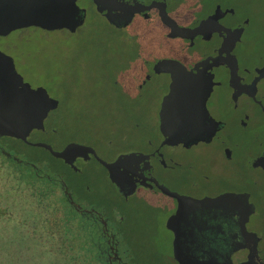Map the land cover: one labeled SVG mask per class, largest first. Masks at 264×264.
I'll return each mask as SVG.
<instances>
[{
  "label": "flooded vegetation",
  "instance_id": "flooded-vegetation-1",
  "mask_svg": "<svg viewBox=\"0 0 264 264\" xmlns=\"http://www.w3.org/2000/svg\"><path fill=\"white\" fill-rule=\"evenodd\" d=\"M74 1L83 9V21L87 8ZM88 2L120 33L121 42L134 45L126 55L119 51L130 59L122 82L119 68L111 67L108 39L105 46L107 80L111 85L128 80L126 92L116 94L125 99L133 94L134 100L107 129L121 144L105 139L108 157L92 143H80L105 161L129 152L139 157L119 166L125 180L121 191L90 152L74 157V170L95 161L126 202L138 188L163 197L167 205L158 209L165 211L170 243L172 216L180 245L197 258L264 264V0H104L101 12ZM81 23L72 31L60 28L74 32ZM142 35L148 44L140 45ZM146 95L150 112L144 108ZM168 105L172 120L166 137L160 115ZM104 111L118 112L109 102ZM148 115L153 124L145 122ZM39 130L52 137L44 121Z\"/></svg>",
  "mask_w": 264,
  "mask_h": 264
},
{
  "label": "rangeland",
  "instance_id": "rangeland-1",
  "mask_svg": "<svg viewBox=\"0 0 264 264\" xmlns=\"http://www.w3.org/2000/svg\"><path fill=\"white\" fill-rule=\"evenodd\" d=\"M78 3L87 10L84 20L74 32L39 25L20 26L0 34V49L12 57L15 69L24 80L31 86H43L48 95L58 101L55 110L50 111L43 121L52 122L54 117L61 120V126L58 121L52 123L56 128L60 126L59 135L48 137L47 133L31 128L27 138L32 141L45 140L54 148L59 147L61 140L89 142L99 155L108 157L110 150L106 148L104 140L112 137L115 146L121 144L114 139V135H108L107 129L120 118L124 109L129 108L134 96L124 95L127 99H122L116 94L117 91L120 94L126 92L128 80L124 79V84L113 85L107 80L106 39L114 50L111 67L119 68L120 82L129 71L126 61L130 59L122 58L119 51H125L123 54L126 55L134 45L121 42L120 33L91 9L88 0H78ZM142 27L146 29L147 25ZM146 36L142 35L143 43L140 45L148 44ZM105 102L113 105L118 112L104 111ZM148 104L150 101L146 95L144 108L150 112ZM144 120L153 124L151 115L145 116ZM136 135L133 132L135 141ZM82 170L75 179L81 183V187L89 190L87 196L105 198L108 203L104 204L114 205L112 215L101 213L102 210L94 203L83 206L90 209L85 210L88 213L96 214L91 221L101 218L99 226L86 227L90 229L87 239L92 257L101 254L110 264H126L129 258L142 253L151 255L150 259L160 260V264H176L171 253L170 232L165 226V211L158 209V204L167 205L164 198L138 188L135 196L126 202L114 191L102 167L95 161L88 159L82 163ZM24 201L23 197L18 198L11 208L15 213L8 219L0 218V260L25 259L31 262L33 258L44 255L46 260L53 261L55 254H43L45 250L40 247L41 244L30 243L35 240V230L41 223H35L31 206L23 205ZM59 205V200L54 201L49 209L55 210ZM76 219H79L78 214Z\"/></svg>",
  "mask_w": 264,
  "mask_h": 264
},
{
  "label": "trees",
  "instance_id": "trees-1",
  "mask_svg": "<svg viewBox=\"0 0 264 264\" xmlns=\"http://www.w3.org/2000/svg\"><path fill=\"white\" fill-rule=\"evenodd\" d=\"M56 121L61 126V120L57 117L47 123V130L54 137L60 133V126L56 128L52 124ZM82 171V167L74 170L42 146L0 134V218L8 219L13 215L15 212L11 208L16 205L18 198L23 197V205L31 206L35 223H41L35 230V240L30 243L41 244L40 247L45 250L43 254H55L56 257L48 261L42 255L31 262L25 259H2L0 264H36L37 261L39 264H110L101 254L92 257L87 239L90 229L86 227L99 226L101 218L91 221L96 214L88 213L85 210L90 209L84 207L94 203L102 210L101 213L112 215L114 205L104 204L108 203L105 198L87 196L89 190L81 187V183L75 179ZM58 200L59 207L51 211L50 205ZM76 214L79 219H76ZM92 223L95 225L92 226ZM137 255L133 259L129 258L126 264L161 263L160 260L150 259L151 255Z\"/></svg>",
  "mask_w": 264,
  "mask_h": 264
},
{
  "label": "water",
  "instance_id": "water-1",
  "mask_svg": "<svg viewBox=\"0 0 264 264\" xmlns=\"http://www.w3.org/2000/svg\"><path fill=\"white\" fill-rule=\"evenodd\" d=\"M98 11H102L104 0H93ZM79 10L82 11L79 13ZM83 9L79 8L74 0H0V34L10 29L25 26L39 25L45 28L66 27L72 31L81 23ZM183 30V27H177ZM165 102V99L162 103ZM57 100L48 95L41 85L30 86L22 79L14 67L11 57L0 51V134L10 135L21 139L27 144L42 146L55 157L68 163L73 169L75 156H85L87 152L106 168L110 179L114 180L115 188L122 190L125 183L119 166H123L129 159L139 157L136 152L118 154L114 160L105 161L98 157L92 146L77 141H67L61 148L55 149L50 143L43 140H29L26 138L31 128H43V118L47 111L56 107ZM166 107L160 115V124L163 134L168 137L172 117ZM166 140V139H165ZM162 191L176 195L164 185L158 184ZM178 197V195H176ZM172 216L167 220V226L174 236L171 241V253L178 264H213L212 260L200 259L183 249L178 240V230L172 226Z\"/></svg>",
  "mask_w": 264,
  "mask_h": 264
}]
</instances>
